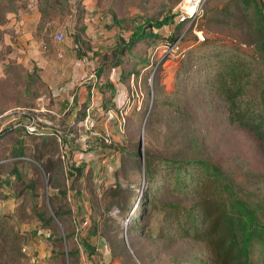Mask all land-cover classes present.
Segmentation results:
<instances>
[{
  "label": "rangeland",
  "instance_id": "obj_1",
  "mask_svg": "<svg viewBox=\"0 0 264 264\" xmlns=\"http://www.w3.org/2000/svg\"><path fill=\"white\" fill-rule=\"evenodd\" d=\"M183 1L0 0V134L8 130L0 138V147H11L21 137L32 144L36 134L44 131L55 137L58 152L54 157L60 160L43 168L42 175L37 168L42 161L33 151L28 157L7 159L0 148V213L10 215L7 223L11 227L1 233L7 236L0 234V264H91L92 246L80 241L77 233L81 229L74 220L73 207L82 202L79 195L96 214L99 209L106 210L100 216L109 224L104 227L112 252L109 264H203L206 260L200 242H169L159 237L158 228L163 224L160 211L152 213L145 230H126L138 226L129 217L144 192L143 165L118 152L123 144L120 137H113L117 133L110 126L111 118L103 120L109 124L104 126L93 112L94 125L87 128V102L79 99L78 105L72 102L68 108V97L78 96L89 74L97 75L94 68L102 58L110 57L119 43L149 18L174 15L169 24L146 28L157 37L137 43L118 67L101 76L103 82H114L122 71L123 81L115 84L116 97L132 92L135 103L139 99L141 112L144 110L140 118L128 116L129 111L122 120L125 144L130 147L140 141L144 148L168 156L209 159L236 182L264 194V143L253 131L230 119L219 95L193 82L198 67L194 53L199 48L237 46L262 60L260 16L264 2L255 0L248 5L244 0H206L193 20L179 22ZM58 33L63 34L62 40L57 39ZM74 61L79 62L78 68H74ZM129 71L133 72L130 76ZM263 86L264 64H258L249 94H259ZM104 89L111 91L109 86ZM97 95L101 104L103 95ZM87 98H91L90 93ZM74 106L83 110L82 120L68 114ZM12 125L15 128L10 129ZM105 135L110 136V143ZM76 140L82 149L74 148ZM64 142L67 147H63ZM68 148H73L69 158L63 154ZM97 148L101 150L99 157L93 153ZM78 153L80 159L91 156L95 161L84 163L81 173L75 169ZM114 153H119L117 160ZM21 160L27 162L23 165L25 175L40 177V182L44 176L45 187L18 194L22 185L15 183L10 171ZM14 161L18 165H13ZM31 192H37L38 197ZM48 192H66L56 196L64 227L58 223V232L43 225L34 211V204ZM139 209L140 205L136 211ZM113 220L122 228L120 233L115 231ZM64 232L71 237L59 242Z\"/></svg>",
  "mask_w": 264,
  "mask_h": 264
},
{
  "label": "trees",
  "instance_id": "obj_2",
  "mask_svg": "<svg viewBox=\"0 0 264 264\" xmlns=\"http://www.w3.org/2000/svg\"><path fill=\"white\" fill-rule=\"evenodd\" d=\"M244 2L252 5L255 0H244ZM173 18L174 15H167L161 19H146L143 24L135 28L127 40L119 43L110 57L102 58L99 66L94 68L97 76L110 74L111 69L118 67L124 61V55L130 54L137 43L157 37V34L152 31L147 32L146 28L161 27L173 22ZM260 22L264 33V9L261 11ZM75 47L79 50L78 45ZM194 57L198 65L193 74L194 84L198 83L203 89L208 88L219 95L227 105L230 119L253 131L264 143V86L259 94H249L256 66L264 64V46H262L261 61L257 57L249 56L237 46L227 45H215L210 49L199 48L195 51ZM131 73L133 72L129 71V76ZM123 75L121 71L117 80L123 81ZM108 86L111 91L105 92L104 88ZM101 89L106 95L104 108L116 106L119 110L124 105V102L119 103V100H114L116 89L112 80L104 81ZM74 110H69L68 114L73 113L75 120H82L83 110ZM143 112L144 110L141 112V108L137 109L134 106L128 116L134 115L140 118ZM81 115L82 118H79ZM13 128L15 126L12 125L10 129ZM7 131L2 132L0 138ZM35 138L34 144H29L27 138H18L11 147L1 146V152L5 151L7 153L5 158L8 159L28 157L30 150L33 151V155H38L37 157L42 161L40 164L37 163V168L42 173L43 168H48L49 165L60 161L54 157L57 155L58 146L54 140L55 137H49L44 131L38 132ZM63 144V147H67L66 142ZM123 146L118 152L134 157L139 164L143 165L146 182L142 197L138 199L129 217L131 222L138 226L128 227L126 229L128 232L145 230L150 225L152 213L160 211L163 224L158 228L159 237L169 242L187 239L202 243L207 253L203 264H255L256 261L264 264L263 193L248 189L236 182L209 159L168 156L158 150L144 148L140 141L132 144L131 148L128 143ZM68 149L70 150L64 149L63 153L67 158L72 154L73 148ZM17 162L14 161L13 165L18 163L20 165L14 166L10 172L16 177L15 183L22 185L18 189L19 195H25L28 190L35 191L37 186L47 185L44 176L40 182V177L30 178L25 175L23 165L27 163L26 161ZM84 163H86L84 158L80 159L75 166L77 172L81 173ZM2 165L0 164V167ZM42 175H45V172ZM31 193L38 197L37 192ZM60 194L64 192H56L52 195L48 192L41 202L37 201L33 206L37 219L48 228L56 229L57 232L59 231L58 223L63 227V221L59 218L60 207L56 200V196ZM139 205L140 209L136 211ZM105 211L98 210L99 218L94 221L92 232L100 231L109 246L110 238L107 237L104 228L109 224L100 216V213ZM108 212L109 208H107V214ZM8 218H10L8 213H0V234L9 229ZM116 222L113 220L112 224L116 227L115 231L120 233L122 228ZM70 237L71 235L64 232L58 241L62 242L63 239L68 240ZM83 243L89 246L88 243ZM93 249V246L89 248V254L93 253ZM66 253L71 256L70 251Z\"/></svg>",
  "mask_w": 264,
  "mask_h": 264
},
{
  "label": "crops",
  "instance_id": "obj_3",
  "mask_svg": "<svg viewBox=\"0 0 264 264\" xmlns=\"http://www.w3.org/2000/svg\"><path fill=\"white\" fill-rule=\"evenodd\" d=\"M79 65H80L79 62L74 61V68H78ZM89 66L92 69L91 65H89ZM85 69H88V68L86 67ZM90 76H91V74H89L84 79V81H88V82L86 85L82 86L79 89V92H78L79 94H78V96L75 97V100H74L75 105H78L79 99L80 100L84 99L85 102H87L86 103V106H87V104L90 100V98H87V96H89V93L91 94V86L94 83L93 80L89 79ZM73 77H75V74H73ZM100 80L102 81V78ZM116 81L117 80H114V82H113L114 85L116 84ZM103 85H104V82L102 81L101 86H103ZM101 86H100V89H98V93H101L103 95V98H102L101 104H100V101H98L99 99H98V95H97V101L99 104L97 105V108L94 110V114L97 115V121H99V123L103 124L104 126H108L109 124L107 121L103 122V120H107L105 118H111L110 119V126H111L112 130H114L117 133V135L113 134V137L117 138L118 140H119L118 137H120L121 138L120 141L124 145L126 140H124V133L121 129L122 128L121 127L122 122L119 119L117 114L111 115L108 111L111 108L115 109L116 111H118V110H117L116 106H112V107L107 108V109L104 108V102L106 101L105 100L106 95H105V93H103ZM126 98H127V93L125 92L124 94H121L120 96L116 97L114 100L117 99V100H119V103H123V102H125ZM70 106H71V104H69L68 108ZM86 106L84 107V110H85ZM74 108L77 109L78 107L74 106L73 109ZM74 146H75L74 148H80V149H82V147H83L80 140H78V141L76 140V143ZM99 148H97V150H95V152H93L96 157H99V154L101 151V150H99ZM90 151H93V150H90ZM80 153L82 155L81 151H80ZM118 154L119 153H114V155H113L114 160H117ZM90 155H92V153ZM80 158H81V156L76 155L75 161L78 160V162H79ZM86 158L87 157H85L84 160H85L87 165H91V164L95 163V161L91 159V156L88 157V158H90L88 160ZM111 161H113V160H111ZM82 197L83 196H81V195L78 196L79 201H80V199L82 200V202L80 201L81 204L77 205L76 207L75 206L73 207V211H74L75 215H77V217H75V219H74L76 221L75 225L77 226V229H79V227L81 229L80 232L78 231L79 233H77V236H79L81 242H86L89 245L93 246V248H94L93 253L89 254V262L91 264H109L108 259H111L110 257H111L112 252L109 249L108 243L106 242L105 238L100 234V231H97L96 233L92 232V225H93L94 221H96L99 218V215L96 214L97 213L96 209L94 207H91L90 205H88L86 203V201L83 200L84 197L83 198ZM83 202H85V203L83 204Z\"/></svg>",
  "mask_w": 264,
  "mask_h": 264
},
{
  "label": "built area",
  "instance_id": "obj_4",
  "mask_svg": "<svg viewBox=\"0 0 264 264\" xmlns=\"http://www.w3.org/2000/svg\"><path fill=\"white\" fill-rule=\"evenodd\" d=\"M206 0H184L183 1V9L182 12L179 15V22L185 21V20H193L197 14H199V10L201 5L205 2ZM264 2V0H263ZM193 6V11L191 14H189L186 10L187 6ZM56 37L58 40H62L63 39V34L62 33H58L56 34ZM173 47V46H172ZM172 49V48H171ZM89 79L93 80L94 83L91 86V98L85 108V119H84V125L87 128H92L93 127V123H94V119H93V112L95 110V107H97L98 105V101H97V94H98V89H100V86L102 85V81L100 80V77L97 75H91L89 77ZM135 96L134 94L131 92L129 94V96L126 98L124 105L118 110L116 111L115 109L111 108L109 109V113L111 115L113 114H117L119 119L121 120H125V115L128 114V112L134 107L136 106L137 109H140V102L139 99L137 101V103H135ZM75 100V96L71 95L70 97H68V101L69 104H72V102H74ZM103 136V135H101ZM104 139H106V141H108V143L111 142V138L110 136L105 135ZM79 155V153L77 154ZM33 260H35V257L32 258Z\"/></svg>",
  "mask_w": 264,
  "mask_h": 264
},
{
  "label": "bare ground",
  "instance_id": "obj_5",
  "mask_svg": "<svg viewBox=\"0 0 264 264\" xmlns=\"http://www.w3.org/2000/svg\"><path fill=\"white\" fill-rule=\"evenodd\" d=\"M186 10H187V12L189 13V14H191L192 13V11H193V6H187L186 7Z\"/></svg>",
  "mask_w": 264,
  "mask_h": 264
}]
</instances>
